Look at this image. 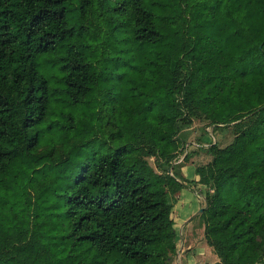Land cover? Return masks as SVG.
<instances>
[{
    "label": "trees",
    "instance_id": "trees-1",
    "mask_svg": "<svg viewBox=\"0 0 264 264\" xmlns=\"http://www.w3.org/2000/svg\"><path fill=\"white\" fill-rule=\"evenodd\" d=\"M94 1L105 0H0L4 194L16 179L6 176L12 162L38 146L47 111L36 57L73 32L69 3L84 16ZM111 7L126 8L130 35L143 49L142 89L129 95L118 122L100 126L117 144L85 162L63 192L47 171L16 188L23 207H9L8 224L0 219V264H170L176 160L203 148L185 146L194 117L205 118L212 133L233 132L224 145L210 139L212 158L195 167L206 184L199 216L219 257L213 264H264V0H115ZM152 46L155 58L144 52ZM83 47L69 45L60 57L59 81L71 103L88 104L102 73ZM70 118L68 128L76 127ZM85 124L82 132L97 135Z\"/></svg>",
    "mask_w": 264,
    "mask_h": 264
},
{
    "label": "rangeland",
    "instance_id": "rangeland-1",
    "mask_svg": "<svg viewBox=\"0 0 264 264\" xmlns=\"http://www.w3.org/2000/svg\"><path fill=\"white\" fill-rule=\"evenodd\" d=\"M114 4L115 0L102 1V5L91 2L82 16L78 9L73 8V2L69 3L67 18L69 25L74 27L73 32L67 35L62 43L36 57L37 67L47 80V111L44 119L37 124L38 146L12 162L6 174L7 176L17 173L16 179L12 181V189H8L5 194L3 189L0 190V219L6 224L8 215L12 214L9 207H23L21 200H16L19 195L16 188L22 189L29 178H38L47 171L55 180L56 191L63 192L85 162L100 152L113 148L118 142L115 138H109L100 126L107 130L112 120L119 121L118 118L123 116L121 107L129 105L131 93L142 89L141 82L148 72L143 73L137 69L142 61L143 49L130 35L127 10L125 7L110 9ZM69 45H83L85 53L92 60L97 59V66L102 69L97 89L89 96L88 104L71 103L63 91L64 84L59 81L62 74L59 68L60 57ZM152 49L153 53L147 50L144 52L155 58L156 47L152 46ZM70 116L76 121V127L68 128ZM84 124L94 126L97 135L95 132H82L86 127ZM191 125L201 132L205 130L204 126L211 130V126L203 117H194ZM61 130H64V133L61 134ZM195 136L200 140V135ZM213 136L218 144L224 145L232 139L233 132L230 126L224 129L218 127L214 129ZM49 148H53L51 155L33 160V155L38 150L45 151ZM147 159L151 165H155L154 156H147ZM43 181H48L47 176L41 177L38 184ZM195 190L201 194L198 187H195ZM205 190L206 186L202 189L204 200ZM81 247L77 246L78 249Z\"/></svg>",
    "mask_w": 264,
    "mask_h": 264
},
{
    "label": "crops",
    "instance_id": "crops-1",
    "mask_svg": "<svg viewBox=\"0 0 264 264\" xmlns=\"http://www.w3.org/2000/svg\"><path fill=\"white\" fill-rule=\"evenodd\" d=\"M204 127L203 132L193 125L188 127L190 132L185 145L190 144L189 149L200 145L203 148L192 153L187 160L180 159L175 166L176 179L181 185L174 194L175 200L171 211L176 234V251L170 264H213L219 260L212 246L206 241L204 223L199 216V208L205 204L202 189L206 184L197 181L198 175L195 173V167L212 158L205 147L212 139L213 133L207 126ZM195 135H200L202 141L199 142L200 140H197ZM195 187L199 188L201 194L196 192Z\"/></svg>",
    "mask_w": 264,
    "mask_h": 264
},
{
    "label": "water",
    "instance_id": "water-1",
    "mask_svg": "<svg viewBox=\"0 0 264 264\" xmlns=\"http://www.w3.org/2000/svg\"><path fill=\"white\" fill-rule=\"evenodd\" d=\"M213 142H215V140ZM206 206H207V203L205 202V204L199 208V212H201Z\"/></svg>",
    "mask_w": 264,
    "mask_h": 264
},
{
    "label": "built area",
    "instance_id": "built-area-1",
    "mask_svg": "<svg viewBox=\"0 0 264 264\" xmlns=\"http://www.w3.org/2000/svg\"><path fill=\"white\" fill-rule=\"evenodd\" d=\"M215 140V138L214 137H212V142ZM208 144V143H207ZM186 146V145H185ZM182 157V156H181ZM180 159H182V158H178L177 160H176V162L177 161H179Z\"/></svg>",
    "mask_w": 264,
    "mask_h": 264
}]
</instances>
